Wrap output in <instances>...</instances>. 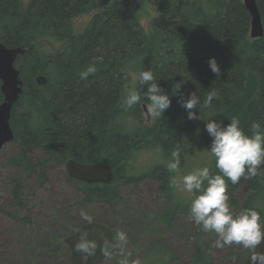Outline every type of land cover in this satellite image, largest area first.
Segmentation results:
<instances>
[{"label": "trees", "instance_id": "obj_1", "mask_svg": "<svg viewBox=\"0 0 264 264\" xmlns=\"http://www.w3.org/2000/svg\"><path fill=\"white\" fill-rule=\"evenodd\" d=\"M148 1L157 8L150 32L141 25L132 0H0V43L26 50L16 64L23 91L10 120L12 143L18 152L7 160L20 171L10 181L16 207L24 205V189L31 191L27 181L35 178L43 188L52 165L63 166L69 160L104 163L114 172L108 185L68 176L80 195L76 207L119 206L123 184L136 186L149 178L158 182L170 204L160 221L170 228L188 212L170 187L174 172L167 166L172 151L179 148L182 166L188 155L210 146L204 122L213 119L227 125L238 117L248 134L251 122L264 124V35L250 37L252 18L242 0ZM257 5L264 29V0H257ZM84 16L92 17L86 28L76 33L74 21ZM51 41L64 47L49 51ZM101 56L97 72L82 80L79 73L94 57ZM211 58L220 68L217 75L209 67ZM135 67L139 73L151 70L172 100L164 115L153 116L145 125L142 105L148 107L143 97L146 86L138 82L136 87L142 95L140 103L131 109L123 103L129 70ZM40 75L47 78L46 85L36 83ZM210 91L217 93L212 107L197 108L201 120H189L181 100L196 93L203 103ZM131 119L138 124L134 129L126 126ZM142 151H158L164 163L140 172L130 162ZM208 167L217 174L214 157ZM238 193L245 195L240 207ZM228 194L232 209L255 208L263 225L264 172L251 179L241 178L237 185L228 181ZM13 218L23 224L32 220L16 213ZM167 256L164 246L156 243L143 264H160L157 259L161 258L165 264ZM189 264H213L211 247L202 239L193 246Z\"/></svg>", "mask_w": 264, "mask_h": 264}, {"label": "rangeland", "instance_id": "obj_2", "mask_svg": "<svg viewBox=\"0 0 264 264\" xmlns=\"http://www.w3.org/2000/svg\"><path fill=\"white\" fill-rule=\"evenodd\" d=\"M132 1L141 16V25L150 32L157 8L148 0ZM91 17L76 18L75 32L83 31ZM47 47L49 51H58L64 44L51 41ZM138 74V68L129 70L126 95L136 90ZM152 119L153 115L150 113L148 117L142 105V124H149ZM137 125L133 119L126 123L131 129ZM210 146L188 155L184 164L174 172V177L180 179L197 168L208 166L213 158L206 150ZM17 152V145L10 143L0 153V264H72V253L64 245V239L89 221L113 226L117 250L102 264H121V261H126V264H143L148 251L156 243L162 244L167 251L165 264H189L193 246L201 239L211 247L213 264H242L250 250L239 245L214 248L213 243L218 238L216 234L202 232L188 212L180 215L170 228L162 225L161 216L170 204L161 193L158 182L149 178L138 182L136 186L123 184V202L119 206L98 204L83 208L75 206L80 201V195L75 183L68 180L66 166L52 165L48 169L47 183L43 188L34 182L35 178L31 182L27 181L31 191L24 189L27 195L24 205L22 208L16 207L10 181L20 175V171L8 165L7 160ZM162 162L164 159L158 151H142L137 153L130 164L143 172ZM175 192L189 209L194 197L177 189ZM244 199V194H237L238 207ZM233 210L239 213V208ZM15 213L29 216L31 223H18L13 218ZM84 216L90 219H84ZM120 232L127 236L125 244L118 238ZM162 259H157L158 263L161 264Z\"/></svg>", "mask_w": 264, "mask_h": 264}, {"label": "clouds", "instance_id": "obj_3", "mask_svg": "<svg viewBox=\"0 0 264 264\" xmlns=\"http://www.w3.org/2000/svg\"><path fill=\"white\" fill-rule=\"evenodd\" d=\"M103 62V57H94L93 62L86 65L79 75L82 80L97 72V65ZM209 67L216 75L220 68L214 58L209 60ZM139 84L146 86L143 97L148 101V111L156 117L161 116L171 107V97L162 89L151 70L141 71L136 77ZM217 98L215 91H210L201 103L196 93H191L187 99L181 100V107L187 112L189 120H201L195 111L197 108L208 109ZM142 100L139 91H130L123 99L126 108L131 109ZM200 113V112H199ZM205 123V130L211 138V146L206 149L215 159L217 174H213L208 166L197 168L182 176L170 179V187L194 197L191 200L188 214L204 233H214L218 237L213 247L223 249L226 246L239 245L255 251L264 243V225L261 215L255 208H245L239 213L230 206L228 181L237 185L241 178L251 179L264 172V124L253 121L248 134L241 127L238 117H233L227 125L213 119ZM172 162L168 170L175 172L181 164L180 150L172 151ZM84 219H90L84 216ZM122 244L127 242L125 233H118ZM109 247L105 244V250ZM77 251L90 255L95 253L96 244L85 237L76 245ZM107 254V252H106ZM126 264V261H121Z\"/></svg>", "mask_w": 264, "mask_h": 264}, {"label": "water", "instance_id": "obj_4", "mask_svg": "<svg viewBox=\"0 0 264 264\" xmlns=\"http://www.w3.org/2000/svg\"><path fill=\"white\" fill-rule=\"evenodd\" d=\"M243 4L252 18L250 37L252 39L262 38L264 29L257 0H243ZM25 53V49L9 48L0 43V82L3 95V101L0 103V153L7 144L14 140L10 120L12 110L23 91V81L16 63L19 56ZM47 82V78L43 75L36 78L38 85H46ZM144 110L149 115L146 106ZM65 166L69 177L77 181L108 185L114 179L113 169L108 164L95 163L87 165L69 160ZM85 236L87 240L96 244L95 253L92 255L76 249L77 243ZM106 242H108L109 247L105 250ZM64 243L71 250L72 264H102L115 253L116 248L113 230L108 225L95 221H89L81 225L71 236L65 238ZM244 264H264V243L258 246L255 251H251Z\"/></svg>", "mask_w": 264, "mask_h": 264}, {"label": "bare ground", "instance_id": "obj_5", "mask_svg": "<svg viewBox=\"0 0 264 264\" xmlns=\"http://www.w3.org/2000/svg\"><path fill=\"white\" fill-rule=\"evenodd\" d=\"M259 9V8H258ZM259 12H260V10H259ZM260 17H261V15H260ZM145 107V105L143 106V108ZM147 107V106H146Z\"/></svg>", "mask_w": 264, "mask_h": 264}]
</instances>
